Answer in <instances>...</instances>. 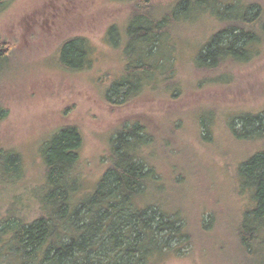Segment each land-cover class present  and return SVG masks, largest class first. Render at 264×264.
<instances>
[{
  "label": "rangeland",
  "instance_id": "374dc122",
  "mask_svg": "<svg viewBox=\"0 0 264 264\" xmlns=\"http://www.w3.org/2000/svg\"><path fill=\"white\" fill-rule=\"evenodd\" d=\"M175 1L149 0V5L161 14ZM222 1L239 2L237 13L242 4H256L264 22V0ZM130 2L13 0L2 10L0 42L9 58L0 70V107L5 113L0 150L15 151L21 178L12 185L1 182L0 218L13 203L14 211L36 220L32 197L44 182L43 144L59 129L73 126L79 132L75 174L77 196H84L102 177L110 139L119 126L138 123L146 140L138 152L156 175L146 199L177 217L185 231V243L168 239V251L149 264H250L239 246V225L250 201L238 190L236 169L264 151V136L235 137L228 122L264 111V36L256 32L259 39L250 47L249 60L198 70L196 55L218 25L206 10L192 11L188 23L172 30L160 54H167L166 70L168 56L173 59L176 92L148 88L162 80L146 76L137 97L113 105L106 92L121 78L126 59L123 45L113 46L107 30L124 29L134 11ZM76 37L85 39L90 50L86 64L75 71L67 69L60 52L63 43ZM234 126L239 131L242 122L235 119ZM254 252L260 255L254 264H264V248Z\"/></svg>",
  "mask_w": 264,
  "mask_h": 264
},
{
  "label": "trees",
  "instance_id": "16d2710c",
  "mask_svg": "<svg viewBox=\"0 0 264 264\" xmlns=\"http://www.w3.org/2000/svg\"><path fill=\"white\" fill-rule=\"evenodd\" d=\"M12 1L0 0V14ZM128 1L135 6L124 29L111 26L107 30L113 46L123 45L126 59L121 78L106 92L113 105L117 100L127 103L135 98L133 94L137 97L145 89L142 80L146 76L162 80L161 84L149 83L148 88L156 85L175 91L173 59L168 56L166 70L167 54H160L172 30L190 20L192 11L206 10L218 25L196 55L194 68L198 70L213 71L227 62L249 60L250 47L259 39L256 32L264 36L262 13L253 3L242 4L237 13L239 2L177 0L158 14L149 0ZM89 50L85 39H69L62 45L61 60L67 69L79 70L86 64ZM8 58L0 42V70ZM262 115L264 111L241 114L228 122V128L235 137L263 138ZM4 117L0 107V120ZM235 119L242 122L239 131ZM144 135L138 123L120 125L110 139L102 177L92 192L77 196L80 183L75 172L81 138L73 126L59 129L43 144L44 182L32 197L38 211L36 220L14 211L13 203L0 218V264H149L168 251V239H175L177 245L185 243L182 222L146 199L156 175L138 152L146 142ZM236 172L238 190L250 201L239 225V246L245 260L254 264L260 256L254 249L264 248V151L240 163ZM20 178L18 155L12 149L0 150V184L12 185Z\"/></svg>",
  "mask_w": 264,
  "mask_h": 264
}]
</instances>
